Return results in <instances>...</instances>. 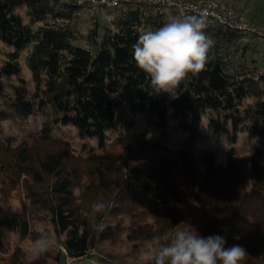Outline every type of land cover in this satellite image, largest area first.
<instances>
[{
	"label": "trees",
	"instance_id": "trees-1",
	"mask_svg": "<svg viewBox=\"0 0 264 264\" xmlns=\"http://www.w3.org/2000/svg\"><path fill=\"white\" fill-rule=\"evenodd\" d=\"M25 1L26 19L23 0H0V176L23 179L60 248L32 263L16 251L1 264H127L92 255V239L143 247L178 225L243 247L242 264H264V39L206 18L214 40L206 68L172 98L153 92L132 46L142 29L177 13L125 5L111 23L87 13L82 32L73 23L83 9ZM23 60L31 84L20 79ZM131 130H139L134 145L119 151L113 135ZM211 137L227 144L224 163ZM97 200L108 205L95 221L103 231L91 219ZM242 216L253 218L255 232L236 231ZM13 226L23 239L34 232L26 217Z\"/></svg>",
	"mask_w": 264,
	"mask_h": 264
},
{
	"label": "clouds",
	"instance_id": "clouds-1",
	"mask_svg": "<svg viewBox=\"0 0 264 264\" xmlns=\"http://www.w3.org/2000/svg\"><path fill=\"white\" fill-rule=\"evenodd\" d=\"M202 14L174 15L159 28L142 29L133 47L137 67L150 79L153 92L178 98V90L189 74L205 70L213 38L206 32ZM91 219L97 231L105 225L95 223L106 213L108 205L100 200L91 204ZM14 234V233H11ZM54 241L47 232L34 242L32 255L37 259L47 253ZM148 264H242L246 250L233 245L226 247L220 235L204 237L191 226H176L172 233H162L147 241Z\"/></svg>",
	"mask_w": 264,
	"mask_h": 264
},
{
	"label": "rangeland",
	"instance_id": "rangeland-1",
	"mask_svg": "<svg viewBox=\"0 0 264 264\" xmlns=\"http://www.w3.org/2000/svg\"><path fill=\"white\" fill-rule=\"evenodd\" d=\"M220 2L233 6L245 21L264 27V0H220ZM26 12V1L23 0V4L19 7L18 13L26 19ZM80 12L81 16L77 20V23H73V25L76 29L86 32L89 27V19H86L88 15L84 10H80ZM100 19L104 21L106 17L101 16ZM3 49L4 46L0 44V51ZM22 65L24 68L20 79L31 84L32 75L26 67L24 60L22 61ZM13 83H18V79H13ZM7 91L9 90L7 89ZM138 132L139 130L127 131L121 135H113L112 139L118 143L117 145H119L118 149L120 151L124 145H134ZM58 134L60 135V133ZM76 134L73 131L69 133V136L71 135L72 139L77 142V146H79L80 144ZM206 143L218 152L219 161L224 163L227 144L223 142V139L211 137ZM245 147V149L251 151L249 144ZM2 181V177L0 176V219L6 223V227L0 230V264L8 262L16 251H19L23 255L26 263L35 262L37 258L32 255V248L34 242L45 232L49 233L54 241L53 246L47 253L56 255L60 248L57 236L48 221H42L34 214L31 201L24 187L23 179L19 183L14 182L13 184ZM23 217H26L30 221L31 229L34 231L28 239H23L13 226V222ZM234 226L237 232L244 235L252 231L255 232L257 229V223L254 222L251 216L237 218L234 221ZM91 252L92 255H117L124 258L127 264H148L149 260V249L147 245L140 247L139 244L133 245L126 242L111 243L109 240H102L97 236L92 239ZM48 263L56 264L53 260H48ZM66 263L74 264L70 259L66 260Z\"/></svg>",
	"mask_w": 264,
	"mask_h": 264
},
{
	"label": "built area",
	"instance_id": "built-area-1",
	"mask_svg": "<svg viewBox=\"0 0 264 264\" xmlns=\"http://www.w3.org/2000/svg\"><path fill=\"white\" fill-rule=\"evenodd\" d=\"M62 4H71L85 10L92 17H106L107 22L115 20L114 11L125 5H146L177 15L202 14L207 19H213L220 25L240 33L255 35L264 39V27L245 21L231 5L220 0H58ZM66 253V251L61 248Z\"/></svg>",
	"mask_w": 264,
	"mask_h": 264
}]
</instances>
